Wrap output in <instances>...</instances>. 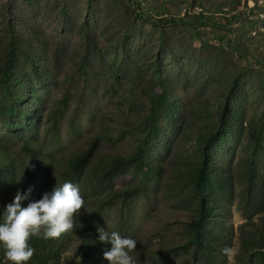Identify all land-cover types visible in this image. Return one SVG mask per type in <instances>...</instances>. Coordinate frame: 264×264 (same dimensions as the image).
Returning <instances> with one entry per match:
<instances>
[{
	"label": "rangeland",
	"instance_id": "374dc122",
	"mask_svg": "<svg viewBox=\"0 0 264 264\" xmlns=\"http://www.w3.org/2000/svg\"><path fill=\"white\" fill-rule=\"evenodd\" d=\"M12 43L18 81L6 87ZM160 94L171 109H159L148 172L132 166L109 182V165L143 141ZM206 148L212 213L198 246L194 176ZM65 182L84 209L26 264L43 250V264H109L84 242L86 226L136 240V264H264V0H0V217L18 190L42 198ZM0 264H10L2 245Z\"/></svg>",
	"mask_w": 264,
	"mask_h": 264
},
{
	"label": "clouds",
	"instance_id": "9594fccd",
	"mask_svg": "<svg viewBox=\"0 0 264 264\" xmlns=\"http://www.w3.org/2000/svg\"><path fill=\"white\" fill-rule=\"evenodd\" d=\"M32 189L17 191L14 200L7 204L0 222V245L10 264H26L35 253L30 246V238L41 237L45 240L59 239L74 228L75 217L84 209L85 201L78 186L65 182L54 187L50 193H44L39 200H32L26 207L22 202L29 200ZM99 241L110 243V251L104 252L109 264H136L130 255L136 249L137 241L122 238L118 232L109 233L97 228ZM225 254L230 249L222 250Z\"/></svg>",
	"mask_w": 264,
	"mask_h": 264
},
{
	"label": "trees",
	"instance_id": "16d2710c",
	"mask_svg": "<svg viewBox=\"0 0 264 264\" xmlns=\"http://www.w3.org/2000/svg\"><path fill=\"white\" fill-rule=\"evenodd\" d=\"M10 52H8V57L6 61V65L4 67L3 72V80L6 84V87H8L13 81H18L16 78V72H15V45L12 43L10 45ZM9 93V91H8ZM161 106H164V108L169 111L171 109V105L166 97L165 94L158 95L157 100L154 102V106L151 109L150 116L148 118V125L146 126L144 130V139L139 144L137 151L131 155V156H118L108 167L107 172L105 173V178L111 182L114 178H116L121 172L127 171L130 167L135 166L140 168V171H143L145 173L149 170V163L147 159V151L150 149V147L157 141L158 137L160 136L162 132V127L159 124L158 120V112ZM227 105L225 106L224 112H227ZM223 129H219L216 134H213L209 138V142H214ZM99 139L95 142L98 144ZM34 153V152H33ZM94 156L93 150L86 151L82 155L78 156L75 160L71 163V173L72 174H80L86 167V165L89 164L92 157ZM215 174V165L213 163V157L207 151V148L205 149L203 153V159L199 166L196 169V174L194 176V187H195V193L198 196L199 199V221L195 223L192 226V231L195 234V238L193 239V242L196 243L198 246H202L204 243L202 236L200 234V228L202 226V221L204 218H206L209 214L212 213V209L209 205V190L212 185L213 176ZM258 176V163L257 161H251L249 164V178H250V187L249 192L252 195L255 193L254 190V183L256 181V178ZM137 187L135 189L130 190H118L115 191L114 194L116 197H128L132 196L134 192H136ZM15 194L12 197V201L14 200ZM41 197L30 195L29 200L23 201L22 206L25 207L29 202L32 200H39ZM0 222L3 221V216L0 217ZM83 238L84 242H88L89 244H92L94 246H101L102 249L105 251H110L111 244L110 243H103L99 241L98 232L97 230H94L92 227H84L83 232ZM32 242L29 241L30 246H45V245H55L57 243L58 239H48L45 240L41 237H32ZM90 245V246H92ZM49 253L45 252L43 250L42 256H39V262L38 264H43L46 262L49 258Z\"/></svg>",
	"mask_w": 264,
	"mask_h": 264
}]
</instances>
